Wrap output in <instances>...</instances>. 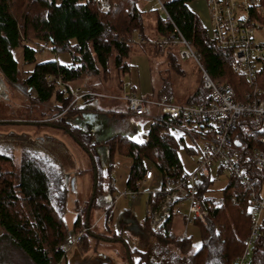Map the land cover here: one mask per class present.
Here are the masks:
<instances>
[{"label":"trees","instance_id":"16d2710c","mask_svg":"<svg viewBox=\"0 0 264 264\" xmlns=\"http://www.w3.org/2000/svg\"><path fill=\"white\" fill-rule=\"evenodd\" d=\"M165 1L173 11L177 26L202 53V63L212 78L232 84L236 98L242 99L250 84L243 75L234 72L232 49L219 46L214 41L204 42L195 17L177 0ZM259 5L263 8L259 15L264 23V0H259ZM171 28L165 16L159 15V35H166ZM143 29L144 10L138 6V0H113L109 12L99 11L92 0H0V73L17 84L21 72H26L28 75L24 82L28 89L36 92L38 101L48 102L55 98L56 105L64 108L69 106L73 96L65 94L64 89L55 82L48 85L47 76L62 77L68 83L94 74L102 73L106 77L111 67L120 74L129 72L131 65L127 58L135 42L134 33L137 30L143 32ZM140 43L150 44L148 41ZM42 45L50 46L55 52H69L70 62L62 63L55 59L39 61L37 55ZM17 47L23 49V64L32 66L29 70L25 71L19 66L14 54ZM155 47L169 50L167 56H170L171 62L179 58L176 48ZM260 75L261 82H264V67ZM200 78L201 83L188 96L187 103L211 102L201 73ZM123 82L121 78L118 80L121 90ZM155 93L174 94L168 78L163 80ZM86 110L89 115L95 112ZM81 111L82 107H73L64 115L57 113L52 124L69 132L91 156L92 166L79 169L77 173L90 170L94 178V169L97 171L92 208L101 205L106 208L113 199L110 196L114 190L111 159L116 149L125 151L131 158L130 175L126 182L129 187H134L136 176L144 174L149 165L155 166L162 176L174 174L176 165L181 166L180 173L187 172L179 156L182 144L188 152H200V149L187 146L183 136L179 138L171 132V127L182 124L175 117L160 115L158 121L151 123L148 139L142 142L120 132L95 140L93 130L85 129L67 118V114L80 116ZM36 124L47 123L40 121ZM258 128L256 119H240L234 133L235 145H240L245 151L264 146L259 141L264 131ZM196 132L190 133L191 136L202 138L201 134H206L208 139L213 138L211 130L198 128ZM100 146L104 148V156L100 155ZM102 158L105 159L108 175L103 170ZM15 160L13 148L0 144V225L3 228L0 234V264H58L63 256V259L66 258V252L56 249V246L71 238L64 219L68 209L69 175L44 152L25 148L18 165ZM214 180L212 175L203 179L199 186L200 195L212 190ZM106 186H109L110 195L103 194ZM235 194L238 195L237 204L229 200ZM220 195L227 202L223 207L209 209L207 225L198 224L202 238L198 247L193 246L191 235L184 240L177 239L170 219L159 232H154L146 216L140 231L146 230L153 239L147 240L142 249L129 248L128 259L133 264H232L243 251L249 233L250 203L244 188L235 178L229 177ZM90 200L91 196L86 206L74 208L73 226L83 233L81 239L85 247L88 245V234L122 240L116 233L110 236L98 233L96 228L84 230ZM172 247L176 250H172ZM134 254H137V260H134ZM253 264H264V220L261 238L253 250Z\"/></svg>","mask_w":264,"mask_h":264},{"label":"rangeland","instance_id":"374dc122","mask_svg":"<svg viewBox=\"0 0 264 264\" xmlns=\"http://www.w3.org/2000/svg\"><path fill=\"white\" fill-rule=\"evenodd\" d=\"M154 2L155 0H138V6L144 10V29L143 32L137 30L134 33L135 42L127 58L131 65L129 72L120 74L116 68L111 67L106 77L101 73L68 82L73 90L81 87L85 91L90 89L102 94L100 97L89 96L82 100L80 102V107H82L80 116L67 114V118L75 124L93 130L91 121L88 117L83 118V116L88 113L86 109L95 111V115L92 116L97 117L99 122L101 120L109 128V131L101 137L102 139L114 132H120L135 141L142 142L146 140L151 125L152 120L149 117L137 119L124 113L123 104L117 98L122 93L118 87L120 78L125 82L130 81L137 94L149 98L155 96V92L162 86L163 80L168 78L171 90L181 103H186L188 96L196 89L198 83H201L200 70L193 60L178 58L171 62L170 56H167L169 50H158L154 46L153 40L160 34L157 30V19L159 15L164 16L154 7ZM140 36L143 41H148L150 44H141ZM205 39L211 42L209 38L206 37ZM40 49L37 55L39 61L55 59L62 63H69L71 60L70 53L67 51L55 52L47 45L40 46ZM14 54L22 69L26 71L32 67L23 64L22 47L15 48ZM27 75L26 72L22 71L17 84H14L0 73V88L4 91L0 95V144L13 148L16 165L19 164L22 150L27 148L46 153L69 175L68 209L64 219L71 237L67 241L72 246L66 252V258L58 264H129L128 249L134 247L142 249L147 240L153 239V236L146 230L140 231V225L144 223L147 216V193L143 191L135 201L128 196H120L114 203L108 225L104 219L99 220L104 211L102 205L93 208L91 206L89 222L98 221L96 231L110 236L116 233L122 240L116 239L114 241L111 240L115 239L112 236L109 240L104 236L98 238L88 234L86 247L82 239L78 243H73L74 237L80 233L79 228L75 230L73 226L76 213L74 208L86 206L94 187L92 172L89 170L81 174L77 173V170L90 168L92 159L90 154L69 132L52 124L53 119L56 118L55 114L64 115V112L70 111L73 107L58 106L55 98L48 102L38 101L36 92L28 89L24 82ZM55 83L61 86L58 82ZM69 95L72 94L69 93ZM17 119L25 120L28 123L6 122ZM40 121H45L47 124H36ZM187 128V125H183L171 127L170 130L179 138L183 136L187 146L201 149L204 139L192 137L191 134L193 133L190 134ZM93 133L95 140L100 137L99 132L93 130ZM99 150L100 155L104 156L103 146H100ZM179 156L185 170L194 171L199 152H188L182 144ZM111 161L112 177L115 179L114 190L110 195L109 186H106L107 191L105 190L103 194L114 197L129 188L126 182L130 175L131 158L125 151L116 149ZM101 164L105 175H108L104 158L101 159ZM149 168L157 171L153 165H149ZM217 168V165L211 168V175L215 180L211 186L212 190L208 193L210 195H220L229 179L228 171L224 170L218 174ZM159 184L160 181L157 178L152 182L147 181L142 189L149 188L156 191L159 189ZM188 206L187 201H181L175 205L171 226L176 235H180L185 229L183 215L187 213ZM126 211H129L131 215L126 214ZM129 216L130 218H128ZM122 219L125 221L122 222ZM187 231L192 236L193 246L198 247L202 241L200 226L191 222L187 225ZM2 232L3 228L0 225V234ZM171 249L176 250L174 247ZM133 256L134 260H137V254Z\"/></svg>","mask_w":264,"mask_h":264},{"label":"built area","instance_id":"2783aa9c","mask_svg":"<svg viewBox=\"0 0 264 264\" xmlns=\"http://www.w3.org/2000/svg\"><path fill=\"white\" fill-rule=\"evenodd\" d=\"M99 11L109 12L113 7V0H92ZM165 16L166 21L173 28L166 35H159L153 43L159 49L176 48L182 60H193L201 73L203 86L211 97L209 104L181 103L174 94L164 93L153 98L140 96L132 87L130 81H124L122 93L117 98L125 105L128 115L140 118H151L156 122L160 115H168L182 121L175 126H188L190 133L196 130H211L213 138L201 134L204 139L200 149L196 168L192 172L180 173L181 166L176 165L174 174L160 175L157 171L147 169L144 174L137 175L134 187L113 197L104 208L99 220L104 219L108 224L114 203L120 196H128L136 200L144 191L148 198L146 213L150 226L154 232H159L173 216L175 205L181 201L189 203L187 213L183 215L185 229L177 235V239L184 240L190 235L187 225L192 223L207 225L209 209L220 208L226 204L221 195H200L199 186L204 178L211 176V168L217 165V173L228 171L229 177L235 178L244 188V194L250 203L249 233L245 239L243 251L232 264H253V250L262 235L264 220V146L245 151L234 143V133L238 121L250 117L259 122V130L264 131V82H261V69L264 67V23L260 20L262 7L259 0H208L210 19L212 24V40L215 44L232 49L234 72L243 75L250 84V89L243 93L242 99L236 98V91L232 84L215 81L202 63V53L193 45L177 26L173 11L165 0H155L153 3ZM140 41H143L140 36ZM58 82L65 94L71 93L73 99L68 107H80V102L89 96H102L92 90L85 91L81 87L77 90L70 88L62 77L47 76V83ZM174 126V127H175ZM205 127V128H203ZM148 139V136L146 137ZM264 145V134L259 137ZM159 178V189L154 191L142 189L147 181ZM112 185L115 179H112ZM233 204L238 203V195L229 198ZM178 210V209H176ZM98 221L91 223L84 230L95 229ZM82 232L73 239V243L81 240ZM69 241L56 246L67 252ZM64 257V256H63ZM62 257V259H63Z\"/></svg>","mask_w":264,"mask_h":264},{"label":"crops","instance_id":"0c3cea01","mask_svg":"<svg viewBox=\"0 0 264 264\" xmlns=\"http://www.w3.org/2000/svg\"><path fill=\"white\" fill-rule=\"evenodd\" d=\"M177 2H180L182 6L185 7L187 11H189V13H191L195 17L201 35L200 37L203 39V41L206 43H210L208 40L205 39L206 37L213 41L212 24L210 19L208 0H177ZM122 109L126 112L124 104Z\"/></svg>","mask_w":264,"mask_h":264},{"label":"water","instance_id":"95a60500","mask_svg":"<svg viewBox=\"0 0 264 264\" xmlns=\"http://www.w3.org/2000/svg\"><path fill=\"white\" fill-rule=\"evenodd\" d=\"M1 85V83H0ZM4 93V91L2 90V88H0V95H2ZM6 122H11V123H28L27 121L25 120H8ZM97 171L96 169H94V187H93V192H92V195H91V200L88 204V209H87V217H86V225L89 226L90 222H89V215H90V210H91V206H92V202H93V199L95 197V193H96V188H97ZM111 240H116V239H111ZM130 264H133L132 261H130Z\"/></svg>","mask_w":264,"mask_h":264},{"label":"flooded vegetation","instance_id":"af4514ba","mask_svg":"<svg viewBox=\"0 0 264 264\" xmlns=\"http://www.w3.org/2000/svg\"><path fill=\"white\" fill-rule=\"evenodd\" d=\"M92 115H95V114L89 115L87 113L85 116H83V118L88 117V119L91 121L90 123L92 124L93 130L95 132H99L100 133V137H103L104 134H106L109 131V128L106 126V124H104L103 122H101V120L99 122V120L97 119V117H94Z\"/></svg>","mask_w":264,"mask_h":264}]
</instances>
